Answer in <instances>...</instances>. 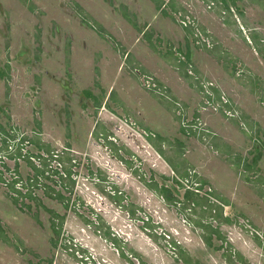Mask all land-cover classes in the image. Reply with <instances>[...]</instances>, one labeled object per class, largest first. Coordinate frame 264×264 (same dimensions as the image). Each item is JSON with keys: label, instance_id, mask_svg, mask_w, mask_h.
I'll use <instances>...</instances> for the list:
<instances>
[{"label": "rangeland", "instance_id": "1", "mask_svg": "<svg viewBox=\"0 0 264 264\" xmlns=\"http://www.w3.org/2000/svg\"><path fill=\"white\" fill-rule=\"evenodd\" d=\"M133 253L264 264V0H0V264Z\"/></svg>", "mask_w": 264, "mask_h": 264}, {"label": "trees", "instance_id": "2", "mask_svg": "<svg viewBox=\"0 0 264 264\" xmlns=\"http://www.w3.org/2000/svg\"><path fill=\"white\" fill-rule=\"evenodd\" d=\"M185 59H187L186 61H188L189 60V53L188 52H186L185 53ZM158 153L161 155V156H163V152L160 150V149H158ZM166 161L168 162V164L171 166V168H172V171L176 174V176L178 177V176H180V177H185L187 174H186V172L185 173H183V174H180V172L174 167V165L169 161V160H167L166 159ZM176 183H179L177 180H174ZM152 188H153V190L154 191H156L160 196H162L164 199H166L168 202H175V198H173V196H172V194H171V191H170V189L168 188V187H166L165 185H160V186H158L157 184H154L153 186H152ZM195 192H191L190 190H186L185 191V194H184V196H185V198L186 199H189V200H191V201H195V199L193 198L194 197V195L196 196V194H194ZM57 197L58 198H61V194H57ZM55 216L57 217V215L55 214ZM61 218V217H60ZM62 218H61V221L60 222H58V223H56V221H55V219H53L52 220V223H51V228H52V230H53V232L58 236L59 235V231H60V228L62 227ZM226 221H229V219L228 218H226L225 219ZM215 233H216V235H217V237H221L220 236V234H219V232L217 231V230H215ZM205 243L207 244V246H211V242H210V239L208 238V239H205ZM123 255V254H122ZM133 255H135V257H137V261L139 260L138 259V256L135 254V253H133ZM124 256V255H123ZM125 257V256H124ZM139 262V264H142V262H140V261H138Z\"/></svg>", "mask_w": 264, "mask_h": 264}, {"label": "built area", "instance_id": "3", "mask_svg": "<svg viewBox=\"0 0 264 264\" xmlns=\"http://www.w3.org/2000/svg\"><path fill=\"white\" fill-rule=\"evenodd\" d=\"M182 24L184 25V26H188V23L185 21V20H182ZM146 82H148L147 84H148V86H150V83H149V81H146ZM151 85H153V84H151ZM17 184V183H16ZM17 186V185H16Z\"/></svg>", "mask_w": 264, "mask_h": 264}]
</instances>
